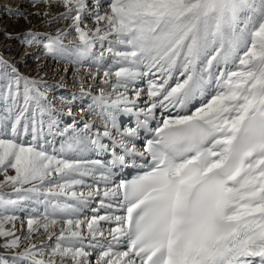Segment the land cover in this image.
<instances>
[{
  "label": "snow or ice",
  "instance_id": "1",
  "mask_svg": "<svg viewBox=\"0 0 264 264\" xmlns=\"http://www.w3.org/2000/svg\"><path fill=\"white\" fill-rule=\"evenodd\" d=\"M31 3L70 23L15 39L84 74L0 54V264H264V0Z\"/></svg>",
  "mask_w": 264,
  "mask_h": 264
},
{
  "label": "rangeland",
  "instance_id": "2",
  "mask_svg": "<svg viewBox=\"0 0 264 264\" xmlns=\"http://www.w3.org/2000/svg\"><path fill=\"white\" fill-rule=\"evenodd\" d=\"M19 1H23L22 3H26V7L24 8L25 10L23 9L22 12V14L27 17L26 19L11 14L12 11H15L14 9L16 8L17 3ZM3 9H9L10 11L6 12L3 11ZM39 10L48 11L49 15L37 16L36 12ZM62 11H64L63 8L55 5L52 6L50 9L45 8L43 5L33 7L31 0H0V18L4 21V25L1 27L0 30V54H2L5 59H8L10 60V62L14 63L15 60L22 55L25 48H31L25 46V42L23 39H15V37H22L29 31H33L39 34H55L57 30L63 29L67 23H70L68 21L62 20L56 22L52 19ZM5 34H11L13 38L9 39ZM59 64L57 65V62L55 63V59H45L44 57H41L39 60H35L32 58L30 61H24L22 65L18 66V68L24 74L31 76H36L37 74H39L43 78H48V80H51V78L49 77L56 73ZM59 76L60 75H56L52 78L58 79ZM54 82L58 83L57 81ZM56 93L53 92L52 95L55 96ZM9 174L12 173L10 172ZM0 180H3L2 176H0ZM7 191L8 190L5 189V192ZM17 227H20L19 222H17ZM6 254L8 253L4 252L3 249H0V255L6 256Z\"/></svg>",
  "mask_w": 264,
  "mask_h": 264
},
{
  "label": "bare ground",
  "instance_id": "3",
  "mask_svg": "<svg viewBox=\"0 0 264 264\" xmlns=\"http://www.w3.org/2000/svg\"><path fill=\"white\" fill-rule=\"evenodd\" d=\"M22 2L19 1L17 3L16 8L14 10H16V9H22L23 10L26 7V3H22ZM3 25H4V21L1 20V18H0V30H1V27ZM0 34H1V31H0ZM37 53H39V49H37L36 47H31V48H28V49L25 48L24 49V52L22 53V55L19 58H17L14 63L18 67V66L22 65V63L24 61H30L32 59V55L33 54H37ZM82 74H84L83 73V69H81L80 73H77L76 70H75V66L69 65V64H66V63H60L59 66L57 67L56 73L53 74V75L51 74L52 76L49 77V78H51V80H48V78H44V80L47 81V83L50 84V85H55L56 83L54 81L59 82L60 80L63 79L70 86V90H72V91H78V89L71 88V86L77 82L76 81V77L78 75H82ZM56 75L57 76L60 75L58 79L52 78L53 76L55 77ZM97 83H98V81H97ZM62 91H64L63 93H66L68 90H62ZM94 94H98V92L97 93H94ZM87 102L88 101L85 100V101H83L81 103H82V105H85L86 106V103ZM74 115H76L77 117H79L80 114H79V112L74 111ZM92 206L93 207L98 206V201L93 202V205ZM105 211H106L105 209H100V213L105 212ZM89 214L91 215V213H89ZM107 226L108 225H105V227H107ZM35 242L38 243L39 241H35ZM6 255H9V254H6ZM96 255H97V253H93V259L94 260L96 258ZM93 264H95V261H93Z\"/></svg>",
  "mask_w": 264,
  "mask_h": 264
}]
</instances>
